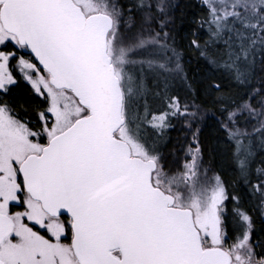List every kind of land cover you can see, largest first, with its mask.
Masks as SVG:
<instances>
[{
  "label": "snow or ice",
  "instance_id": "6c2138e0",
  "mask_svg": "<svg viewBox=\"0 0 264 264\" xmlns=\"http://www.w3.org/2000/svg\"><path fill=\"white\" fill-rule=\"evenodd\" d=\"M199 3L197 78L178 0H0V264H264L243 207L264 225V0ZM208 114L231 192L205 166ZM174 121L191 138L166 154Z\"/></svg>",
  "mask_w": 264,
  "mask_h": 264
},
{
  "label": "trees",
  "instance_id": "16d2710c",
  "mask_svg": "<svg viewBox=\"0 0 264 264\" xmlns=\"http://www.w3.org/2000/svg\"><path fill=\"white\" fill-rule=\"evenodd\" d=\"M181 5L180 9L176 10V37L177 47L184 52L185 66L188 69L189 75H195L197 78L203 75H207V70L204 67V62L198 60L196 54L187 46L190 33L195 27L191 23L192 17L200 16L204 14L201 10L199 0H178ZM181 11L184 15L181 18ZM205 38L204 33H201V40ZM29 86L21 82L19 88L14 89V94L19 96L21 101L27 102L26 90ZM207 106H211V99L204 100ZM23 115V112H21ZM26 118V117H25ZM175 127L168 131L167 143L162 146V150L167 154L174 149H180L185 139L190 136V133L182 127L179 122H175ZM200 141L204 149V162L210 172L213 174H219L229 185V192L233 190L232 185L236 182V172L234 166L230 161V154L224 150V134L220 130L216 118L210 114L205 115L203 121L200 122ZM259 159V158H258ZM243 194L244 189L241 185L238 188ZM229 210L232 207V203L228 202ZM243 207L247 209L250 215L253 216L256 224V232L253 235V243L260 239H264V232L261 228L264 227L261 223V219L257 213L253 212L252 206L249 203L247 197L244 198ZM231 230V228H230ZM259 251V249H257Z\"/></svg>",
  "mask_w": 264,
  "mask_h": 264
},
{
  "label": "rangeland",
  "instance_id": "374dc122",
  "mask_svg": "<svg viewBox=\"0 0 264 264\" xmlns=\"http://www.w3.org/2000/svg\"><path fill=\"white\" fill-rule=\"evenodd\" d=\"M190 138H191V136H189V137L186 138V139H189V140H190ZM183 144H184V143H183ZM183 144H182V145H183ZM205 166H206V165H205ZM206 167H207V166H206ZM211 175H213V173L209 171V176H211Z\"/></svg>",
  "mask_w": 264,
  "mask_h": 264
}]
</instances>
